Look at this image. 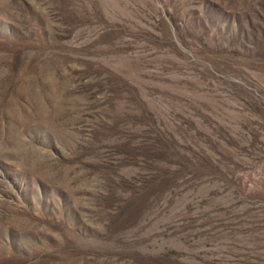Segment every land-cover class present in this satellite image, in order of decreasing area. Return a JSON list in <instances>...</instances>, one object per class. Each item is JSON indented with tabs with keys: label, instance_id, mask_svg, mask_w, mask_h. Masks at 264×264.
<instances>
[{
	"label": "rangeland",
	"instance_id": "1",
	"mask_svg": "<svg viewBox=\"0 0 264 264\" xmlns=\"http://www.w3.org/2000/svg\"><path fill=\"white\" fill-rule=\"evenodd\" d=\"M152 129L226 176L126 217ZM163 254L264 264V0H0V264Z\"/></svg>",
	"mask_w": 264,
	"mask_h": 264
},
{
	"label": "trees",
	"instance_id": "2",
	"mask_svg": "<svg viewBox=\"0 0 264 264\" xmlns=\"http://www.w3.org/2000/svg\"><path fill=\"white\" fill-rule=\"evenodd\" d=\"M241 89L239 90V92ZM239 94V93H238ZM241 96V94H239ZM246 107L252 113H257V107L244 102ZM171 134L152 129L138 140L133 139L132 143L117 147V153L125 165L135 167L141 171L139 176V186L143 192L138 191V187L127 188L131 197L123 200V214L126 217L130 215H139L146 210L151 201H157L161 195L172 188L178 179L186 173L192 176V173L206 172L225 177L226 174L216 161L210 160L203 164L183 163L180 153L172 143ZM174 157V158H173ZM173 261L166 254L153 256L152 264H171ZM211 264H219L212 260ZM260 264V263H258Z\"/></svg>",
	"mask_w": 264,
	"mask_h": 264
}]
</instances>
